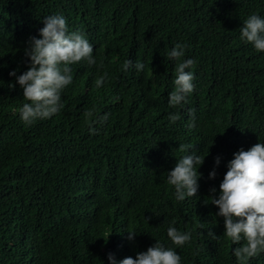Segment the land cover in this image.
<instances>
[{
    "label": "trees",
    "instance_id": "1",
    "mask_svg": "<svg viewBox=\"0 0 264 264\" xmlns=\"http://www.w3.org/2000/svg\"><path fill=\"white\" fill-rule=\"evenodd\" d=\"M252 14L264 18V0H0V264H109V253L119 264L156 241L181 264H264V251L234 256L246 241L223 235L210 198L233 154L264 143V52L240 33ZM50 15L84 34L96 64L70 65L64 107L28 125L20 109L30 101L9 73L28 70L24 48ZM177 43L187 45L181 61H195L186 69L194 91L170 107L178 61L168 53ZM129 59L144 70H124ZM172 113L181 119L172 123ZM180 145L205 157L197 197L184 201L167 182L187 154ZM170 226L191 240L173 244Z\"/></svg>",
    "mask_w": 264,
    "mask_h": 264
},
{
    "label": "clouds",
    "instance_id": "2",
    "mask_svg": "<svg viewBox=\"0 0 264 264\" xmlns=\"http://www.w3.org/2000/svg\"><path fill=\"white\" fill-rule=\"evenodd\" d=\"M43 27L39 30V37H29L24 56L28 70L21 75L16 71L9 73L15 77V83L23 89V97L30 103H24L20 109L23 122L31 125L37 119H48L58 114L64 107L61 93L73 82L70 65L86 60L89 66L96 64L93 57V45L80 31L69 32L67 20L63 15L44 17ZM241 39L254 45V48L264 52V18L259 15H250L240 28ZM187 45L177 43L168 53L169 60L178 61L176 65L177 78L174 81L175 90L169 94V106L176 107L181 102H187V96L194 91V75L190 69L195 61L181 58L185 55ZM135 68L143 71L144 63L131 59L125 61L124 70ZM107 73L100 76L95 85L101 87L107 78ZM14 88L15 84H10ZM91 111L85 113L86 118L92 117ZM189 127L195 126V110L190 111ZM172 123L181 119L178 113L167 117ZM105 115L99 123L107 121ZM90 131L95 134V129ZM181 152L186 155L177 160L174 168L167 173V182L174 186L178 201L186 197H197L200 188L198 181L202 174L198 169L203 165L205 157L198 155L192 145H180ZM221 158H215V167H219ZM209 173V179L216 178V170ZM227 172L219 186V195L212 188V205L219 211L218 217L224 220V236L238 244L243 238L246 243L233 250L238 260L246 261L264 251V143L258 142L249 150L240 149L233 154V159L227 164ZM138 234L128 231L126 239L134 242ZM167 235L173 244L183 246L191 240L190 232H180L175 227H169ZM208 236L219 239L211 230ZM109 264H117L115 255L108 254ZM119 264H181L180 255L172 248H165L158 241L147 251L139 252L135 258L128 256L119 261Z\"/></svg>",
    "mask_w": 264,
    "mask_h": 264
},
{
    "label": "rangeland",
    "instance_id": "3",
    "mask_svg": "<svg viewBox=\"0 0 264 264\" xmlns=\"http://www.w3.org/2000/svg\"><path fill=\"white\" fill-rule=\"evenodd\" d=\"M10 174H11V173H10V172H8V176H10Z\"/></svg>",
    "mask_w": 264,
    "mask_h": 264
}]
</instances>
